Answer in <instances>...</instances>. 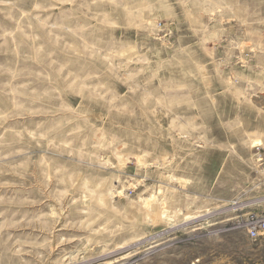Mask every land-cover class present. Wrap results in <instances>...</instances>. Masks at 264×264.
I'll list each match as a JSON object with an SVG mask.
<instances>
[{
	"label": "rangeland",
	"instance_id": "rangeland-1",
	"mask_svg": "<svg viewBox=\"0 0 264 264\" xmlns=\"http://www.w3.org/2000/svg\"><path fill=\"white\" fill-rule=\"evenodd\" d=\"M264 0H0V264H264Z\"/></svg>",
	"mask_w": 264,
	"mask_h": 264
},
{
	"label": "built area",
	"instance_id": "built-area-1",
	"mask_svg": "<svg viewBox=\"0 0 264 264\" xmlns=\"http://www.w3.org/2000/svg\"><path fill=\"white\" fill-rule=\"evenodd\" d=\"M257 229L264 230V222L257 223L256 225H253V227L250 230L251 231V234L252 235H256L255 232L257 231Z\"/></svg>",
	"mask_w": 264,
	"mask_h": 264
}]
</instances>
